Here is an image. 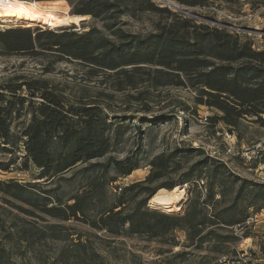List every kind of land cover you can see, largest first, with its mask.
<instances>
[{
  "label": "trees",
  "instance_id": "16d2710c",
  "mask_svg": "<svg viewBox=\"0 0 264 264\" xmlns=\"http://www.w3.org/2000/svg\"><path fill=\"white\" fill-rule=\"evenodd\" d=\"M34 1L29 2L53 17L88 16L100 22L101 27L85 26V23L81 24L82 30L75 23L56 29L9 27L0 30V54L77 62L92 76L99 72L114 73L131 88L144 86L147 93L162 87L187 89L193 93V104L213 112L207 117L212 123H222L231 132L244 120L264 126V48H255L248 37L223 25L198 21L154 0H65L70 15H56ZM173 2L199 9L215 5L230 13L234 12V6L238 12L243 5L251 9L261 6L253 0ZM125 17L148 22L149 30L128 31L124 27L127 21L122 20ZM118 81L115 89H124ZM138 94L133 98L138 100L144 91ZM22 116L28 119L15 131L13 126L19 125ZM118 125V121H109L101 103L72 102L46 79L19 77V81L10 79L0 83V155L9 156L8 161H0V169L5 171L20 160L18 169H32L36 179L52 181L63 179V174L85 164L81 172L86 175L84 179L89 187L63 200L59 193H40L36 182L0 179V210L4 211V203L31 216L40 212L57 222L79 221L112 238L122 235L162 238L180 229L197 247L204 238L216 236L215 230L209 229L201 237L206 226L233 225L245 220L246 216L208 218L203 206L214 197L212 187L201 200L200 194H195L181 214L148 205L157 189H172L175 185L172 180L161 185L156 182L178 171L181 161L201 156L200 150L195 151L199 154L196 155L193 150L175 147L152 156L145 178L121 187L108 200L107 185L117 176L125 177L138 169V155L142 153L138 150L124 159L109 157L102 163H91L109 154L121 141L123 133ZM207 160L206 156L199 157L183 172L179 183H194L201 178ZM110 168L116 175H108ZM262 202L253 214L264 208V193ZM2 211L0 231L5 238H13L15 233H20L19 227L14 224L5 229ZM90 211H94L92 217ZM219 238L232 240L228 236ZM3 250L0 246V255Z\"/></svg>",
  "mask_w": 264,
  "mask_h": 264
},
{
  "label": "rangeland",
  "instance_id": "374dc122",
  "mask_svg": "<svg viewBox=\"0 0 264 264\" xmlns=\"http://www.w3.org/2000/svg\"><path fill=\"white\" fill-rule=\"evenodd\" d=\"M34 2L42 8L51 9L56 15H70V7L65 0ZM253 2H259L261 6L251 9L248 5H243L240 12L234 6L233 13L216 8L215 5H210L207 9L181 8L174 2H163V5L198 21L226 26L248 37L255 48L262 49L264 0ZM122 20L127 21L124 27L130 32L149 30L146 21L137 22L126 17ZM82 23L85 26L101 27L100 22L92 21L88 16L75 23L76 28L82 30ZM69 25L71 24L65 26ZM9 27L57 28L45 25L26 26L14 18L0 16V30ZM51 59L0 54V83L10 79L19 81V77L46 79L72 102L82 100L101 103L107 111L109 121L119 122L118 128L123 133L121 141L109 154L92 160L91 163H102L109 157L124 159L134 156L138 150L142 153L138 155V169L125 177L117 176L114 182L107 185L108 200L121 187L142 181L149 173L147 163L152 156L179 147L193 150L196 155L198 152L195 151L200 150L203 154L187 162L181 161L178 171L170 172L156 182L160 184L172 180L175 181L174 187L183 189L182 197L176 203L179 209H156L181 214L195 194L199 193L201 200L209 187L213 188L214 197L203 206V210L210 219L246 216V220L263 203L264 126L244 120L231 132L222 123L208 120L207 117L213 112L205 106L193 104V93L190 90L162 87L150 89L147 93L144 86L131 88L114 73L99 72L92 76L87 73L85 66L77 62H53ZM116 81L124 89L116 90ZM143 91L144 94L138 100L133 98ZM22 93L26 95L24 91ZM27 119L28 116H22L17 122L19 125L16 124L13 129L19 131L20 123ZM205 156L209 161L202 167V177L194 183L180 184L179 180L187 167L199 157ZM8 159L9 156L0 155V161ZM19 163L20 160H17L7 170L0 169V179H13L20 183L36 182L37 191L46 195L59 193L63 200L77 191L89 188L84 179L86 175L81 172L85 164L69 170L61 180L50 181L36 179L32 169H18ZM108 175L116 173L110 168ZM2 204L5 209L0 211L3 213L5 229L15 224L20 233H15L13 238L8 239L0 231V246L4 249L0 255V264H224L225 259L236 261L241 258L250 264H264V221L261 220L247 227L242 226L245 220L233 225L218 223L206 226L200 236H205L209 229L215 230L216 236L204 238L197 247L188 239L186 232L180 229L162 238H147L144 235L112 238L79 221L57 222L40 212L31 216L18 208ZM93 215L94 211H90L89 216ZM220 236L232 237V240L223 241ZM197 241L196 238V243Z\"/></svg>",
  "mask_w": 264,
  "mask_h": 264
},
{
  "label": "bare ground",
  "instance_id": "6f19581e",
  "mask_svg": "<svg viewBox=\"0 0 264 264\" xmlns=\"http://www.w3.org/2000/svg\"><path fill=\"white\" fill-rule=\"evenodd\" d=\"M0 16L14 18L25 23L26 26L45 25L49 27L78 23L86 17L78 15L53 17L47 11L39 9L33 2L26 0H0ZM182 194L183 189L179 186L172 189L159 188L148 202L151 207L179 209L176 203L181 199Z\"/></svg>",
  "mask_w": 264,
  "mask_h": 264
},
{
  "label": "built area",
  "instance_id": "2783aa9c",
  "mask_svg": "<svg viewBox=\"0 0 264 264\" xmlns=\"http://www.w3.org/2000/svg\"><path fill=\"white\" fill-rule=\"evenodd\" d=\"M155 2L159 3L160 5H163V2H169L170 0H154ZM169 4V3H168ZM210 8V7H208ZM207 9V8H205ZM212 10L214 11H218L215 7H211ZM264 221V208H262L259 212L249 216L243 223H242V226L243 227H247L249 226L250 224H253V223H256V222H259V221ZM242 260V262L240 261ZM224 264H250V263H247L244 259H237L236 261L234 260H231L230 259H225L223 261Z\"/></svg>",
  "mask_w": 264,
  "mask_h": 264
},
{
  "label": "water",
  "instance_id": "95a60500",
  "mask_svg": "<svg viewBox=\"0 0 264 264\" xmlns=\"http://www.w3.org/2000/svg\"><path fill=\"white\" fill-rule=\"evenodd\" d=\"M168 3H170V4H172L173 2L172 1H169ZM175 3V2H174ZM181 8H183L182 6H181ZM185 9V8H184ZM84 20V19H83ZM82 21V20H81ZM80 22V21H79Z\"/></svg>",
  "mask_w": 264,
  "mask_h": 264
}]
</instances>
